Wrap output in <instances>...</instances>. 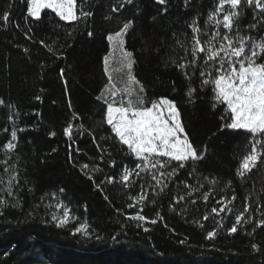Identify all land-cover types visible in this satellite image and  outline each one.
<instances>
[{"label":"trees","instance_id":"obj_1","mask_svg":"<svg viewBox=\"0 0 264 264\" xmlns=\"http://www.w3.org/2000/svg\"><path fill=\"white\" fill-rule=\"evenodd\" d=\"M218 1L77 0L78 19L68 22L51 10L31 17L28 0H0V199L6 202L0 206V264H41L42 257L44 264H264V226H257L264 219V160L258 159L243 177L237 175L251 141L264 136L221 130L224 106L214 111L211 86L200 87L205 54L195 66L189 64L194 20L202 42L209 41L213 32L225 34L223 25L208 24ZM228 13H233L230 38L237 46L245 38L248 51L255 43L259 53L264 12L254 1L241 0ZM125 23L132 25L123 51L132 53L131 74L139 81L132 85L134 92L149 102L162 96L175 101L193 146L206 151L200 160L188 162L187 170L163 190L152 187L155 181L148 173H142V179L133 173L127 184L120 180L125 165L131 169L137 161L103 122L101 102L96 100L108 82L106 55L108 73L117 87L126 82L127 71L117 72L112 65L115 59L107 40ZM219 43L214 42L216 47ZM257 63H264V55L257 57ZM177 64L189 66L180 69ZM189 87L196 89L191 101L186 95ZM69 103L74 105L75 120ZM69 122L75 143L63 135ZM13 129L18 130L17 146L7 152L3 145ZM83 165L88 167L82 170ZM11 176L16 179L9 195ZM142 191L144 202L128 208ZM204 193L209 195L207 202ZM221 198L231 204L219 215L212 213L213 207L219 211ZM60 202L70 207L75 219L57 228L51 214L59 215L54 205ZM246 203L249 212L238 231L230 234L235 215ZM136 212L147 220L139 224L132 220ZM83 222L90 235H73ZM214 229L215 237L206 239Z\"/></svg>","mask_w":264,"mask_h":264},{"label":"snow or ice","instance_id":"obj_2","mask_svg":"<svg viewBox=\"0 0 264 264\" xmlns=\"http://www.w3.org/2000/svg\"><path fill=\"white\" fill-rule=\"evenodd\" d=\"M187 3V0H185ZM241 0H220V7L216 9L209 19H214L223 10L225 3L231 5L233 9L237 8ZM131 3V0H128ZM158 3L164 4L165 0H158ZM251 4L252 0H248ZM28 13L31 17L40 18L43 10H51L63 21H77L76 13L77 0H28ZM256 7L264 12V3L256 0ZM85 16L91 13H84ZM233 13L223 15V28L225 34L221 37L219 31L213 32L211 39L207 42H202L200 39V29L197 27V21H193L190 25L193 32V45L191 49L192 60L190 65L195 66L198 57L205 54L204 65L201 66L200 77L201 89L211 86L212 109L215 111L218 105L224 106V113L220 119L225 121L221 125V130H245L255 137L257 134L264 136V63H257V57L264 55V44H261L260 52L256 51L257 45L253 43L251 54H248L246 49L247 40L239 39V45H236L234 39L230 38L229 33L233 29V21L230 17ZM9 11L3 12V19L9 20ZM220 21L216 20V27L219 28ZM131 23H125L123 28L115 32L114 35L107 36V40L115 47L123 49L125 45V34L131 28ZM92 33H89L91 36ZM219 39V47H216L214 42ZM205 44L209 45L205 47ZM124 57L127 58L126 68L128 80L124 82L123 87H117L111 75L108 73V56L104 57L105 75H108V82L101 88L96 100L101 102L103 110V122L110 127L111 133L115 138H118L122 145H126L129 152L136 158L134 168H129L125 165L120 180L127 184L130 181V176L134 173L137 177H141L142 173H148L151 180L155 181L153 188L159 186L161 190L168 186V182L172 181L181 170H187L188 162L195 163L206 155V151H201L199 147H194L190 141L189 135L185 132V126L181 122V113L178 110L177 103L166 96L152 99L150 102L147 96L137 95L134 92L132 85L139 84L135 76L131 74L134 61L132 53L125 51ZM174 64L176 61H172ZM189 64H177V67L184 69ZM206 69V70H205ZM64 70H61V78H64ZM187 75V73H185ZM66 92L69 89L66 87ZM140 92L144 91L143 86H140ZM175 91V89H174ZM196 89L189 87L186 95L190 101L194 96ZM35 99L40 100V95ZM2 102V101H0ZM194 102V101H192ZM69 108L73 109V120L76 113L74 105L69 103ZM17 129L11 132V138L7 141L3 148L10 152L16 148ZM23 131V129H19ZM63 135L75 143L73 123L69 122L63 128ZM51 137L56 136L55 132L50 133ZM95 139V137H94ZM71 159V157H70ZM258 159L264 160V140L253 139L251 141V151L243 157V161L237 169V175L243 177L247 171H250L256 165ZM175 162L176 166H173ZM115 161H113V164ZM88 166L83 165L82 170ZM168 169H171L170 171ZM12 171V169H6ZM95 171V169H93ZM195 172H190L191 176ZM16 179L15 176L9 178L8 194H12L11 181ZM89 179H92L89 176ZM108 183L113 182V177L108 176ZM100 184H96V188H101ZM145 193L133 199V203L128 204V208H133L136 204L144 202ZM204 200L209 199L208 193H204ZM107 199V197H105ZM184 199V197H180ZM235 199V196L232 198ZM220 205L219 211L217 207L211 209L212 213L219 215L225 207L231 204V201H226L221 198L218 202ZM6 202L0 199V206ZM18 205H13L16 207ZM57 211L62 210V216L56 213L51 214V222H55L57 228L66 226L70 219H75L71 216V209L63 202L54 205ZM229 212L232 209L228 208ZM249 212V206L246 203L244 211L235 215V223L228 229L230 234L238 231L237 225L242 223V218L245 213ZM132 220L143 222L147 217L136 212L130 217ZM207 219V216H205ZM248 222V221H243ZM48 223V221H45ZM151 223H156L152 220ZM221 226L223 220L218 222ZM257 226H264V219L257 221ZM148 229L145 228V231ZM82 234L87 237L90 235L89 225L87 222L79 223L72 234ZM216 235L215 229L208 231L206 239H213ZM100 239V237H97ZM184 243L183 240L180 241ZM15 247V246H13ZM257 245L253 244L252 248L257 249ZM46 257H42L41 264H44Z\"/></svg>","mask_w":264,"mask_h":264},{"label":"rangeland","instance_id":"obj_3","mask_svg":"<svg viewBox=\"0 0 264 264\" xmlns=\"http://www.w3.org/2000/svg\"><path fill=\"white\" fill-rule=\"evenodd\" d=\"M256 3V0H252ZM220 7V0L218 1V3L213 7V9L209 12V17L213 15V13L216 12V9ZM229 7H231L230 4L225 3L223 6V10L222 12H220L218 15L215 16L214 19H208V24L210 27H214L216 26V20H219L221 23L220 25H223V15L228 14V9ZM251 50V49H250ZM250 50L248 51V54L250 53ZM257 51V50H256ZM113 59H115V63H113L112 65L115 68V71L123 73L124 70L127 71L126 68V63H127V58L124 57V51L121 48H117L115 47L112 43H111V52ZM113 68V69H114ZM118 75V74H117ZM126 81L128 80V76L127 73L125 72L124 74ZM59 215L62 216V210L59 211Z\"/></svg>","mask_w":264,"mask_h":264}]
</instances>
